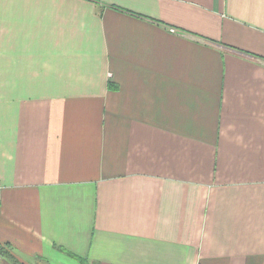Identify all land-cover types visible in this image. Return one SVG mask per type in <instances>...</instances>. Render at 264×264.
Wrapping results in <instances>:
<instances>
[{"label":"crops","instance_id":"0c3cea01","mask_svg":"<svg viewBox=\"0 0 264 264\" xmlns=\"http://www.w3.org/2000/svg\"><path fill=\"white\" fill-rule=\"evenodd\" d=\"M0 184V264H264V0H0Z\"/></svg>","mask_w":264,"mask_h":264},{"label":"trees","instance_id":"16d2710c","mask_svg":"<svg viewBox=\"0 0 264 264\" xmlns=\"http://www.w3.org/2000/svg\"><path fill=\"white\" fill-rule=\"evenodd\" d=\"M0 254H1L2 256H6V255H7V252L4 251V248H2L1 246H0Z\"/></svg>","mask_w":264,"mask_h":264},{"label":"built area","instance_id":"2783aa9c","mask_svg":"<svg viewBox=\"0 0 264 264\" xmlns=\"http://www.w3.org/2000/svg\"><path fill=\"white\" fill-rule=\"evenodd\" d=\"M172 32H175V31L173 30ZM2 190H3V188H2V186L0 184V203L2 201Z\"/></svg>","mask_w":264,"mask_h":264}]
</instances>
